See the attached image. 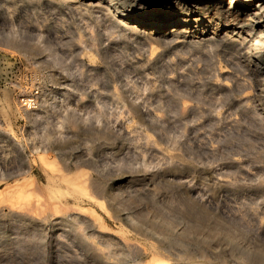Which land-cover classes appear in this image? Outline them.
<instances>
[{"label":"rangeland","instance_id":"rangeland-1","mask_svg":"<svg viewBox=\"0 0 264 264\" xmlns=\"http://www.w3.org/2000/svg\"><path fill=\"white\" fill-rule=\"evenodd\" d=\"M97 10L0 0V264H246L221 234L264 246V47ZM59 172L88 197L50 198Z\"/></svg>","mask_w":264,"mask_h":264},{"label":"bare ground","instance_id":"bare-ground-1","mask_svg":"<svg viewBox=\"0 0 264 264\" xmlns=\"http://www.w3.org/2000/svg\"><path fill=\"white\" fill-rule=\"evenodd\" d=\"M63 1L65 3L74 2V4L77 3L80 5H85L88 8H98V10L102 12L106 11L107 13L115 17L119 24L124 25L127 24L128 21H130L129 24L132 31H134L136 34L142 33L147 38H150L152 40H168L173 37L177 39V37L179 36L184 38L185 35H191L193 39L195 38L198 40L197 42L206 43L209 45H219L225 42H238L239 44L237 45L242 46L247 43L245 41L247 39L246 37L242 38L241 35H248L249 33H252L254 35L253 43H251L252 39L250 40L251 42L248 41L250 43L248 47H264V0ZM164 20L166 23L162 24L160 21L164 22ZM245 27L248 29H246ZM242 29H245V31H243ZM240 30H242L243 32L241 33ZM234 37H237L236 40H233ZM29 105V102L25 103V106ZM41 162L49 165L46 162V158L44 159L42 157ZM47 180L49 183H51V188L48 189V191L50 190V198L55 199L61 197L63 194L73 193L82 194L88 197V193L84 189L85 186L83 181H79L77 177H67V174L59 172L55 175H48ZM57 182H63L66 190L61 191ZM6 190V200H8L11 206H16V208L17 206L19 208H25L26 201L29 200V197H31L32 195V193L26 188V186H22L19 184H15L10 187L9 190ZM93 201L101 210L104 209L103 202L97 201L96 198ZM27 203L29 204V202ZM24 210L25 209H23V211ZM240 227L241 224L239 228ZM234 228L235 227H230L225 231V233L221 234V237L225 242L224 247H226V252H228L230 255L234 254V252H236V247H239L240 258L246 264H264V246L262 245V243H245L243 239L245 234L243 232L238 233ZM241 234L244 235L241 236ZM218 236H220V234L217 231H212V237L214 239L218 238ZM249 241H251V239ZM218 260H220V258Z\"/></svg>","mask_w":264,"mask_h":264}]
</instances>
